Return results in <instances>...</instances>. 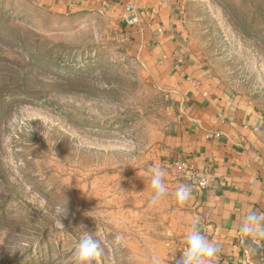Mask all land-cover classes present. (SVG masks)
Instances as JSON below:
<instances>
[{
    "label": "rangeland",
    "instance_id": "1",
    "mask_svg": "<svg viewBox=\"0 0 264 264\" xmlns=\"http://www.w3.org/2000/svg\"><path fill=\"white\" fill-rule=\"evenodd\" d=\"M169 1L189 50L264 112V0ZM124 14L0 0V264H73L82 232L101 240L92 264L175 263L185 181L158 155L174 105Z\"/></svg>",
    "mask_w": 264,
    "mask_h": 264
},
{
    "label": "crops",
    "instance_id": "2",
    "mask_svg": "<svg viewBox=\"0 0 264 264\" xmlns=\"http://www.w3.org/2000/svg\"><path fill=\"white\" fill-rule=\"evenodd\" d=\"M59 12H99L121 19L133 6L131 29L145 63L173 101L175 117L160 144L159 159L174 166L185 161L210 178L167 230L184 243L197 227L218 245L213 264H248L238 246V228L250 209L264 215V112L242 94L222 85L188 48L181 20L168 0H39ZM182 184L187 185L183 182ZM189 186V185H188ZM250 264H264V235L246 237Z\"/></svg>",
    "mask_w": 264,
    "mask_h": 264
},
{
    "label": "clouds",
    "instance_id": "3",
    "mask_svg": "<svg viewBox=\"0 0 264 264\" xmlns=\"http://www.w3.org/2000/svg\"><path fill=\"white\" fill-rule=\"evenodd\" d=\"M150 202L157 204L168 192L165 184V174L159 166L150 170ZM192 189L188 185H179L174 192L178 204H184L191 199ZM57 217L66 214L65 205L57 208ZM58 223L59 220L57 219ZM61 224V223H60ZM62 225V224H61ZM198 221H193L192 226L184 234V247L180 253L177 264H213L218 254V245L210 241L197 227ZM238 232L245 237H254L256 234L264 235V215L250 209L239 225ZM116 237V241H120ZM101 240L86 232H82L77 239L73 251V264H92L95 257L101 254Z\"/></svg>",
    "mask_w": 264,
    "mask_h": 264
},
{
    "label": "built area",
    "instance_id": "4",
    "mask_svg": "<svg viewBox=\"0 0 264 264\" xmlns=\"http://www.w3.org/2000/svg\"><path fill=\"white\" fill-rule=\"evenodd\" d=\"M124 12L125 13L130 12L129 18L126 16V14H124L125 20H127L130 23H137V17L131 14L134 12L133 6H131L130 4H127L124 8ZM174 166L179 169L182 178L187 183V185H189L191 188L196 189V190H203L207 188V186L209 185V181H210L209 175L205 171L195 168V166L192 165L191 163H188L185 161H177V162H174ZM237 235H238L237 236L238 246L240 247L244 255V259L246 263L250 264V258H249L248 251L244 247V242H245L246 237L240 235L239 232L237 233ZM184 246H185L184 243L176 244L174 248L175 249L174 250V255H175L174 264H177V261L180 257V253Z\"/></svg>",
    "mask_w": 264,
    "mask_h": 264
}]
</instances>
